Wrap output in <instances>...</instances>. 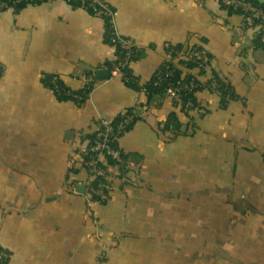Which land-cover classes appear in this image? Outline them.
I'll list each match as a JSON object with an SVG mask.
<instances>
[{"label":"crops","instance_id":"0c3cea01","mask_svg":"<svg viewBox=\"0 0 264 264\" xmlns=\"http://www.w3.org/2000/svg\"><path fill=\"white\" fill-rule=\"evenodd\" d=\"M204 1L108 0L118 33L144 51L131 65L142 83L168 44L205 40L239 99L223 109L203 90L207 113L190 116L171 97L146 106L120 139L133 184L117 182L105 205L78 190L83 137L147 98L105 66L116 51L101 17L65 0L0 11V246L11 264H264V49L241 16ZM93 72L82 107L44 84L55 74L80 90ZM174 113L172 128L191 134L168 141L158 129Z\"/></svg>","mask_w":264,"mask_h":264},{"label":"trees","instance_id":"16d2710c","mask_svg":"<svg viewBox=\"0 0 264 264\" xmlns=\"http://www.w3.org/2000/svg\"><path fill=\"white\" fill-rule=\"evenodd\" d=\"M50 1L53 0H0V4H4L0 5V11L13 8L16 12H20L30 4H41ZM65 1L75 8H84L90 14L101 17L104 20V41L106 44L112 45L116 51L115 60L106 63L105 66L114 72L116 66L121 65L123 81L136 92L143 94L147 98L146 102L140 101L135 107L125 110L116 118H112V125L117 127L127 115L133 117L132 121L124 130L122 129L118 134L110 135V146L120 150V160L115 159L106 150L103 152L93 150L98 131L84 135L83 141L87 146L83 151H80L83 163L92 159H98V166L104 168L106 171V175L104 176H94L93 187L101 189L110 195V188L112 185L117 184L116 180L118 179H122L118 181L121 182L122 189L133 184V179L130 174L132 172V159L134 155L121 148L120 139L140 119V112L146 106H150L154 100L168 98L170 89H175L178 96V98H172L174 107L186 113L187 116H190L192 111L198 112L200 108L205 109L198 97V94L203 90H210L219 94L223 109H227L233 101L239 99L236 89L228 78L212 68L211 61L214 57L204 45L206 43L205 40L202 43L195 44H168L166 46V59L164 63L149 81L142 83L141 78L135 75L131 65L144 56V51L131 38L118 33L115 24L117 9L108 0ZM241 1L251 3L258 10H261L263 14L257 17L255 16V11L235 8L233 5L223 3V0H219V4L230 14L243 18L244 29L253 32L252 48L255 50L264 49V3L260 0ZM248 18L252 19L251 24L248 22ZM124 43H129L130 47L126 48ZM87 78V84L80 90H73L66 85L63 79L55 74L46 75L44 77V84L55 92L58 100L62 102L73 100L82 107L94 89V83L97 79L96 72L88 74ZM190 103L192 105L188 106ZM190 107H192V110H189ZM206 113L207 111L205 109L203 114ZM192 121L194 123L193 118ZM174 122H179L176 113L164 125H160L158 129L159 134L161 136L168 135L166 136L168 141L175 140L181 135L191 134L189 129L184 131L180 125L178 128L173 129L172 124ZM100 123V120H98L96 125ZM192 126H195V123ZM83 168L85 169L84 165ZM111 198L112 195H110L109 199L111 200ZM93 199L104 205L110 201L109 199L103 200L100 197H94ZM1 248L0 246V251Z\"/></svg>","mask_w":264,"mask_h":264},{"label":"built area","instance_id":"2783aa9c","mask_svg":"<svg viewBox=\"0 0 264 264\" xmlns=\"http://www.w3.org/2000/svg\"><path fill=\"white\" fill-rule=\"evenodd\" d=\"M18 1H23V0H18ZM199 1H200V4H202V5L205 2L204 0H199ZM223 3L228 4V5H233L235 8H241L243 10H253V11H255V16H257V17H259L263 14V12L261 10H258L254 5H252L249 2H243L241 0H223ZM0 5H4V4H0ZM248 22L251 24L252 19L248 18ZM124 46L126 48H129L130 44L124 43ZM114 73L116 75L121 76V77L123 76V70L121 68V65L116 66ZM168 96L171 98H178L175 89H170L168 92ZM191 105L192 104L190 103L188 106H191ZM189 110H192V107H190ZM198 112L203 114L205 112V109L200 108L198 110ZM132 118L133 117L131 115H127L123 119L121 124H119L117 127H114L112 125V123H113L112 119L109 117H104V118L100 119L101 123L97 124V130L96 131H98V135H97V138L95 140L93 150L94 151H102V152L104 150H106L108 154L113 156L115 159L120 160V150L110 146V135L118 134V133H120V131L122 129L124 130V128L132 121ZM77 155L80 157L82 166L84 165L86 170H87V167L89 168L88 169L89 171L87 170L89 178L82 185H84L86 187V190L88 191L90 197H92V198L100 197L103 200H108L110 198V195H112V193L116 189V184L111 186L110 192H109L110 195L103 192L101 189L93 187L94 176H99V175L104 176V175H106V171L104 170V168L98 166V163H99L98 159H92L90 161H85V163H83V159L80 156V152H78ZM121 180L120 179L116 180V183L118 181H121ZM12 257H13V254L9 250H7L3 247L1 248L0 264H11Z\"/></svg>","mask_w":264,"mask_h":264},{"label":"water","instance_id":"95a60500","mask_svg":"<svg viewBox=\"0 0 264 264\" xmlns=\"http://www.w3.org/2000/svg\"><path fill=\"white\" fill-rule=\"evenodd\" d=\"M78 190L85 192L86 191V187L84 185H79L78 186Z\"/></svg>","mask_w":264,"mask_h":264},{"label":"rangeland","instance_id":"374dc122","mask_svg":"<svg viewBox=\"0 0 264 264\" xmlns=\"http://www.w3.org/2000/svg\"><path fill=\"white\" fill-rule=\"evenodd\" d=\"M244 259V258H243ZM242 264H245L244 262H242Z\"/></svg>","mask_w":264,"mask_h":264}]
</instances>
